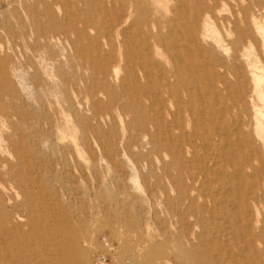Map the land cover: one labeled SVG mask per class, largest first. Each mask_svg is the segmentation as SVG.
<instances>
[{"label": "rangeland", "instance_id": "obj_1", "mask_svg": "<svg viewBox=\"0 0 264 264\" xmlns=\"http://www.w3.org/2000/svg\"><path fill=\"white\" fill-rule=\"evenodd\" d=\"M130 1L0 0V176L11 188L7 210L26 223L29 199L49 232L77 230L81 247L85 238L94 246L88 264L104 250V236L118 264H204L208 251L201 239L211 236L202 233L201 220L209 216L204 194L192 183L204 156L190 121L198 117L197 98L180 86L192 108L183 106L184 132L174 131L179 160L168 154L170 142L160 146L152 139V123L138 105L150 106L155 82L166 81L168 68L156 63L168 56L159 34L171 48L197 36L212 56L237 51L240 80L247 77L255 87L248 63L264 57V0H135L143 8L139 14ZM185 77L196 92L192 77ZM161 129L164 136L170 131L166 124ZM22 227L23 241L34 246V228ZM233 248L237 252L232 244L226 253ZM32 254L33 264H43L42 253ZM211 254L229 263L220 249Z\"/></svg>", "mask_w": 264, "mask_h": 264}, {"label": "bare ground", "instance_id": "obj_2", "mask_svg": "<svg viewBox=\"0 0 264 264\" xmlns=\"http://www.w3.org/2000/svg\"><path fill=\"white\" fill-rule=\"evenodd\" d=\"M130 4L134 12L138 10L137 14L142 13L143 8L137 1L131 0ZM158 37H160L158 45L169 56L166 55L167 58L163 55L166 63L160 59L156 62L157 65L165 64L168 68L166 81L163 82L164 87L155 82L151 96L147 97L150 106L147 103L142 104L141 101L138 106L142 108L144 115L142 119L152 123L153 130L150 131L152 139L160 146L163 145L162 142H170V147L167 148L168 154L173 159L179 160L181 155L183 156V151L178 145L179 136L176 137L174 131L184 132L183 106H186L187 110L192 108L183 98L180 86L185 87L187 96L192 99L197 98L198 117L195 122L192 119L190 121L198 129L204 156L200 164L201 176L192 179V183L193 190L197 191L195 187L198 185L200 187L198 191L204 194L206 202L203 204V210L209 216V220L204 218L201 220L202 233L211 236L206 240L201 239L208 251L205 254L204 264H220L216 254H211L212 258H210V250L214 251V249L225 252L223 259L227 260L228 264H264V57H261L259 63L256 57L248 63L255 72L253 74L256 82L255 87L252 88L247 77L240 80L244 73L238 69L237 57L240 58L241 54L234 51L235 47L230 56L221 58V56H212V53L200 47L197 36H193L191 41L184 45L177 42L172 48L165 44L166 37L164 38L162 34ZM228 42L232 51L234 43L232 40ZM227 49L229 48L226 47L225 50ZM193 54L196 55L195 59L191 58ZM186 59H194L193 64L188 63L184 66ZM184 67H187L185 68L187 72ZM193 67L197 68L196 74L193 72ZM187 73L192 77L191 83L195 84L196 92L185 83ZM148 107L150 113L147 112ZM125 108L123 106L122 109ZM128 123L130 124V120ZM164 124L170 127L169 133L165 136L162 135L161 129ZM16 153L20 157L18 151ZM184 167L186 165L182 163L180 168ZM166 171L167 167H163V173ZM171 183L179 190L176 178H172ZM10 189L3 180L1 181L0 176V264H33V257L30 258L35 254L32 253H38L39 256L42 253L47 264H69L71 260L80 264L89 263L93 244L85 238L86 247H81L82 240L76 228L74 229L76 231L60 230L59 232L54 229L56 233L51 234L50 232L54 230L50 229L49 232V224L43 222L44 216L39 210L31 207V200L28 199L26 203L29 205L26 223L14 220L12 212L7 210V196H5ZM40 190L42 191L43 188ZM25 195L26 198L30 196ZM192 204L197 207L196 203L192 202ZM44 206L43 208L47 207ZM50 208L52 210V206ZM68 218L70 219L69 216ZM56 219L57 217L55 223ZM22 224L34 228V231H31V236L35 238V242L37 241L34 246L31 245L32 243L24 242L20 231L18 232L17 228L21 229ZM217 232L220 233L216 234ZM222 234L227 237V244H224ZM116 239L122 247L123 239L119 236ZM102 241L104 250L98 252L96 256L106 253L113 259L110 254L114 249L113 242L108 239L105 243L104 237ZM232 244L237 246V252L233 248L226 253ZM157 251L161 249L156 247L153 250L156 254ZM44 260H42L43 264Z\"/></svg>", "mask_w": 264, "mask_h": 264}, {"label": "built area", "instance_id": "obj_3", "mask_svg": "<svg viewBox=\"0 0 264 264\" xmlns=\"http://www.w3.org/2000/svg\"><path fill=\"white\" fill-rule=\"evenodd\" d=\"M104 242L105 243L108 242V239H106L105 236H104ZM93 262H94V264H118L117 261H115L114 259H112L106 253L100 254V255L96 256Z\"/></svg>", "mask_w": 264, "mask_h": 264}]
</instances>
